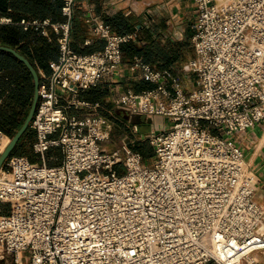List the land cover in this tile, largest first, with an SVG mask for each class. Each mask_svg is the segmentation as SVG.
Listing matches in <instances>:
<instances>
[{"label": "built area", "instance_id": "built-area-1", "mask_svg": "<svg viewBox=\"0 0 264 264\" xmlns=\"http://www.w3.org/2000/svg\"><path fill=\"white\" fill-rule=\"evenodd\" d=\"M61 1L64 22L19 21L43 35L55 31L59 55L49 73L39 69L31 122L33 150L43 162L11 155L0 170V204H8L0 214V260L264 264V205L235 139L264 119V0H194L195 55L183 68L195 77V89L142 56L128 63L154 86L139 92L114 87L109 101L113 110L149 120L151 163L132 141L108 151L103 143L114 122L101 102L81 96L116 82L126 63L123 45L138 32L118 33L90 15L105 46L76 52L80 0ZM13 22L0 15V25ZM157 117L169 119V128L156 126ZM52 149L61 151V163L48 164Z\"/></svg>", "mask_w": 264, "mask_h": 264}, {"label": "trees", "instance_id": "trees-1", "mask_svg": "<svg viewBox=\"0 0 264 264\" xmlns=\"http://www.w3.org/2000/svg\"><path fill=\"white\" fill-rule=\"evenodd\" d=\"M62 6L63 2L61 0H0V15L2 17L4 15L13 16V18H10L14 21L10 24L0 25V44L3 43L17 47L18 42H23L26 48L33 50V53H28L24 49H21V51L27 54L38 69L41 67L45 72L49 73L51 70L49 60L57 59L59 55V35L52 29L49 30L48 35H43L34 28L25 29L19 24V21L26 18L29 20L50 19L52 22H64L67 18L62 12ZM81 17H85V12L76 11V15L73 18L72 47L79 53H91L89 51H83L81 45L76 40V30L83 28L79 20ZM103 19L106 24L118 33L138 32L139 38L137 40L123 45L125 61L130 63L135 56H142L147 63L159 69H169L177 74L175 69L180 66L177 63L178 60L180 59L182 63L185 59L183 50L187 44L186 42L180 44L181 55L179 57V51L176 49V52H174L172 44L167 41L162 43L160 34L151 33L146 26L139 29L136 28V25L132 24L129 18H126L122 13L106 15ZM142 32L143 35H141ZM0 70V131L5 134V137L0 139V150H2L21 127L28 114L34 95V83L32 75L25 65L14 55L3 50L0 51ZM153 86L148 85L147 88H152ZM134 90L139 92L143 88L137 87ZM109 96L110 86L107 83L83 92V97L86 99L112 106L111 103H107ZM108 108L110 109V107ZM105 115L111 120L114 118L108 111H106ZM35 139L36 132L30 126L18 142L12 155L28 156L36 163L35 152L33 150V142ZM134 141V143H131V146L141 152L145 159L148 156L152 157L149 143L138 138H135ZM53 154L61 153L58 149H52L50 156ZM61 161L62 159L57 164L61 163ZM7 210V203L0 204V214L7 212Z\"/></svg>", "mask_w": 264, "mask_h": 264}, {"label": "crops", "instance_id": "crops-1", "mask_svg": "<svg viewBox=\"0 0 264 264\" xmlns=\"http://www.w3.org/2000/svg\"><path fill=\"white\" fill-rule=\"evenodd\" d=\"M77 11L86 12V18H79L83 28L80 30L77 29L75 32L76 40L81 45L83 51H100L103 50L105 46V40L94 34L92 30L93 23L87 20V17L90 15L91 17L97 18L105 23L103 19L104 16L122 13L126 18H129L132 24L136 25V28L139 29L146 26L151 33L160 34L162 43L167 41L172 44L174 52H176V49L179 51V57L181 55L180 44L186 42L185 40H190L195 32V26L187 23L189 21L188 15L190 14L196 23L194 0H80L77 3ZM3 17L13 18V16L10 15H4ZM140 25L141 27H139ZM141 35H143V32ZM1 45L15 48L28 59L29 57L27 54L23 53L21 49H24L28 53H33V50L31 48H26L23 42H18L16 45L17 47L3 43H1ZM52 60L55 59L49 60V66ZM125 62V68L121 73V76L117 77L116 82L109 83L110 89L114 87H120L123 89L130 88L133 90L137 87H142L145 89L148 85H154L142 79L140 75L131 73L127 68L129 62ZM177 63L180 66L182 65L180 59ZM39 69L42 68L39 67ZM103 84L104 83L100 85ZM166 120V118L157 117L154 119V123L156 124L157 121V124L161 125ZM235 139L244 149L247 169L257 181L256 200L264 205V119L243 133L237 134Z\"/></svg>", "mask_w": 264, "mask_h": 264}, {"label": "rangeland", "instance_id": "rangeland-1", "mask_svg": "<svg viewBox=\"0 0 264 264\" xmlns=\"http://www.w3.org/2000/svg\"><path fill=\"white\" fill-rule=\"evenodd\" d=\"M187 12H189V11H187ZM188 17H189V21L187 23H190V25L192 24L193 26H195V20L191 16V14L188 15ZM194 33H193V35H194ZM185 41L187 43L184 50H183V55L185 56V59L182 62V65L176 67L175 70H176L177 74L180 76L182 82L188 88V90H192V89L197 88L196 79L193 75L186 73L184 71L183 66L188 60H190L194 56L195 49H194V45L192 42V38L190 40H185ZM81 96L83 97V93L81 94ZM107 101H108L107 103L110 104L109 98ZM108 107H110V109ZM106 111H108L110 115L114 116V118H112V121L114 123H113V130H112V133H111L109 140L107 142L103 143L105 148L108 151H113V150L119 148L124 142L126 143V142L132 141V143H134L135 138L142 139V140H145L147 143H149V145L151 147L150 149H151L152 157L148 156L146 159L147 163H151L152 158L154 156L153 155L154 149H153V147L149 141V134L151 131V125L149 124V121L147 120V118L145 116H142V115H131L130 113H128L124 110H120V109L113 110L112 106H108V104H104V105L102 104V113L104 115H105ZM106 117H108V116H106ZM157 123L158 122L156 121V126H158V127L169 128V126L171 125L172 122L169 119H167L164 123L161 124L162 126L158 125ZM142 130H144V132H142ZM50 152L51 151H49L47 153L48 164H50V165L57 164L62 159V154H53L50 156ZM60 153H61V151H60ZM34 156L36 158L37 164H40L43 162V159L40 155L35 153ZM52 157H54V158H52ZM116 168H117V170H119L120 167H116ZM28 260H30V259H26V261H28ZM26 261L24 260L23 263L25 264ZM0 264H13V258L9 257L7 259L0 260Z\"/></svg>", "mask_w": 264, "mask_h": 264}, {"label": "water", "instance_id": "water-1", "mask_svg": "<svg viewBox=\"0 0 264 264\" xmlns=\"http://www.w3.org/2000/svg\"><path fill=\"white\" fill-rule=\"evenodd\" d=\"M139 27H141V25ZM0 50H4L12 53L20 62H22L25 65V67L29 70L30 74L32 75L33 83H34V95L28 114L21 127L9 140V142L7 143V145L0 154V170H1L6 160L12 155L18 142L20 141L26 130L31 126V122L34 117L39 99L40 75H39V69L31 62V60L28 59L25 55H23L19 51H17L15 48L0 44Z\"/></svg>", "mask_w": 264, "mask_h": 264}]
</instances>
